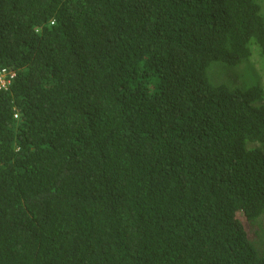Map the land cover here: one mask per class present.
I'll return each instance as SVG.
<instances>
[{"label": "trees", "instance_id": "1", "mask_svg": "<svg viewBox=\"0 0 264 264\" xmlns=\"http://www.w3.org/2000/svg\"><path fill=\"white\" fill-rule=\"evenodd\" d=\"M253 57L264 0H0V264H264Z\"/></svg>", "mask_w": 264, "mask_h": 264}, {"label": "rangeland", "instance_id": "2", "mask_svg": "<svg viewBox=\"0 0 264 264\" xmlns=\"http://www.w3.org/2000/svg\"><path fill=\"white\" fill-rule=\"evenodd\" d=\"M210 74L213 82L217 84L227 82L231 86L248 87L257 83L264 89V76L257 57H253L246 64H240L236 69L233 66L229 68L222 65L213 66ZM254 146H260V144L255 143Z\"/></svg>", "mask_w": 264, "mask_h": 264}, {"label": "built area", "instance_id": "3", "mask_svg": "<svg viewBox=\"0 0 264 264\" xmlns=\"http://www.w3.org/2000/svg\"><path fill=\"white\" fill-rule=\"evenodd\" d=\"M15 78L16 72L14 70L0 68V90H8Z\"/></svg>", "mask_w": 264, "mask_h": 264}, {"label": "clouds", "instance_id": "4", "mask_svg": "<svg viewBox=\"0 0 264 264\" xmlns=\"http://www.w3.org/2000/svg\"><path fill=\"white\" fill-rule=\"evenodd\" d=\"M259 144V143H258Z\"/></svg>", "mask_w": 264, "mask_h": 264}]
</instances>
